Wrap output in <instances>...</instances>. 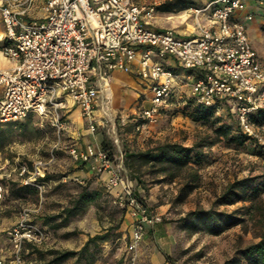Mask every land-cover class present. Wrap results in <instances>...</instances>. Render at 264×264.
<instances>
[{"label": "built area", "instance_id": "1", "mask_svg": "<svg viewBox=\"0 0 264 264\" xmlns=\"http://www.w3.org/2000/svg\"><path fill=\"white\" fill-rule=\"evenodd\" d=\"M249 0H209L188 10L195 20L192 29L179 34L150 20L156 5L134 0H43V17L26 18L34 0H0L3 32L2 50L13 61L0 68V123L17 121L36 113L48 118L58 135L66 128L64 107L68 96L80 107L88 128L98 125L95 106L100 92L109 99L110 72L134 70L146 79L150 95L147 105L132 114L136 129L157 122L162 107L174 96L179 81L190 85L195 100L204 104L230 101L240 127L264 143V123L253 113L264 105V62L253 46L245 19H252ZM264 4V0H253ZM207 23L200 19L205 13ZM173 56L186 73L179 75L162 61ZM135 63V67H133ZM106 99V102L108 101ZM121 123L128 120L121 114ZM68 151L75 161H85L96 173H105L104 185L114 201L130 217L128 248L135 250L146 228L160 223L162 213L136 195V183L122 172L123 163L111 159L107 150L93 143L84 148L71 143ZM26 166L20 167L22 175ZM0 172V210L4 176ZM35 175V174H34ZM27 182V179H23ZM40 191L43 183H36ZM37 208L22 205L17 220L7 227L10 244L0 264H24L26 242L39 244L49 230L32 220ZM1 227V214H0Z\"/></svg>", "mask_w": 264, "mask_h": 264}, {"label": "rangeland", "instance_id": "2", "mask_svg": "<svg viewBox=\"0 0 264 264\" xmlns=\"http://www.w3.org/2000/svg\"><path fill=\"white\" fill-rule=\"evenodd\" d=\"M134 1L158 5L166 0ZM208 1L185 0L192 6H201ZM207 12L200 16L203 23H207ZM150 21L156 26L172 27L179 34L189 32L195 24L192 13L181 5L172 10H157L155 18ZM245 23L251 42L260 60L264 61V4L256 3L253 18L245 19ZM162 61L171 66L178 65V60L171 55ZM185 85L178 82L171 103L154 124L138 130L132 121L133 114L124 113L128 120L122 124L121 113L117 111L93 131L101 137V142H105L115 160L123 163L124 175L133 173L140 177L142 182L137 183L136 192L144 197L147 205L162 213V221L146 228L135 250L128 248L130 217L114 201L113 192L101 184L99 175L93 171L87 173V166L72 159L68 151L71 143L82 144L89 137L85 131L88 124L70 122L68 128L58 135L49 119L36 113L14 122L0 123V172H11L4 176L9 181L31 184L25 193L15 195L9 190L5 194L1 207L4 221L12 225L22 205H28L38 209L33 212L35 218L50 232L45 241L24 245V264H44L51 257L50 249H77L87 234L104 231L109 226L114 227L109 232V239L92 248L95 253L93 264H223L237 255L239 246L259 238L258 234L264 230V150L249 143L227 144L213 131L214 121L192 120L188 111L197 101L189 86ZM166 140L184 144L205 143L196 147L200 156L196 163L200 172L199 184L185 194L180 192L181 178H171L169 174L157 172L155 167L138 161H134L132 172L131 166L126 164L125 151L144 149ZM23 165L26 170L20 175ZM43 173L48 176L38 181L36 178ZM243 176L261 181L260 199L254 208L249 207L250 200L218 204L217 198L227 184ZM36 183H43L44 189L40 191ZM85 183H89L90 188H98L101 194L88 203L84 212L55 227L60 220L58 213ZM198 207L228 211L237 208L244 221L212 234L192 218H183L188 211ZM45 217H49L47 222H44ZM5 233L6 230L0 232V246L6 245L9 253L10 244L8 238L7 242L4 239ZM74 259L68 257L57 264H73ZM239 264L249 262L241 257Z\"/></svg>", "mask_w": 264, "mask_h": 264}, {"label": "trees", "instance_id": "3", "mask_svg": "<svg viewBox=\"0 0 264 264\" xmlns=\"http://www.w3.org/2000/svg\"><path fill=\"white\" fill-rule=\"evenodd\" d=\"M178 5L184 6L185 8L192 6L187 5L185 0H166L156 5V11L172 10ZM172 98L173 96L169 99L168 104L162 107V112L168 108ZM188 115L195 121H208L210 119L214 121L213 131L218 136L222 137L227 144L242 145L244 143H249L254 146L257 145L259 150H264V143L259 142L255 137L246 133L240 127L236 115L232 110V103L230 101H218L209 105L197 102V104L191 107L188 111ZM253 119L257 123H264V105L259 106L253 113ZM202 144L205 143L184 144L179 141H157L154 145L144 149L129 152L125 151L124 155L126 164L131 166L130 170L132 172H134L132 167L134 161H138L141 164H149L155 167L157 172L169 174L171 178H181L180 192L185 194L199 184L200 172L196 163L199 162L200 156L196 147ZM101 147L108 151L111 159H115L112 156L111 151L105 146L104 141H102ZM259 152L262 153L261 151ZM77 162L84 164L85 166L88 165L85 161ZM97 174L99 175L101 184L104 185L105 176L103 173ZM46 176H48L47 173H43L42 176H38L36 179L42 181ZM129 177L135 181L136 185L139 181L142 182L140 177L135 174L133 175V173L132 175L130 173ZM1 180L5 185L4 197L9 190L10 194L16 195L25 193V191L31 187L30 183L9 181L4 177ZM260 182L261 181H256V177L251 176H243L234 179L229 182L221 192L217 198V203L232 204L240 199L250 200L249 207L254 208L255 203L260 199ZM136 189V195L147 205L143 199L144 197L139 195L136 192ZM100 194L101 191L98 188H90L89 183L81 185L78 193L72 197L69 203L62 208L60 213H58L57 216L60 217V220L55 223L54 226L56 227L66 223L70 217L84 212L88 203L94 201ZM121 210L126 213V208L121 207ZM35 216L36 213H32V220L38 222ZM189 217L202 224L203 228L212 234L221 233L225 229L244 221L243 215L238 212L237 208L228 211L224 209H215L213 207H198L188 211L186 217L183 218ZM48 218L49 217H45L44 222H47ZM113 228V226H109L104 231L87 234L86 239L77 249H50L48 252L51 254V257L44 264H57L68 257H75L73 264H82V261H84L85 264H93L95 253L92 248L98 246L100 242L108 240L110 235L109 232ZM258 236L259 238L256 241H251L243 246H239L237 255L225 260L223 264H239L241 257L246 258L249 264H264V230H262ZM26 243L33 244L31 242Z\"/></svg>", "mask_w": 264, "mask_h": 264}, {"label": "crops", "instance_id": "4", "mask_svg": "<svg viewBox=\"0 0 264 264\" xmlns=\"http://www.w3.org/2000/svg\"><path fill=\"white\" fill-rule=\"evenodd\" d=\"M42 3L43 0H34L33 8L30 10L26 18L29 19L33 17H43L45 13L42 8ZM248 5H249V9L254 11L255 2L253 0H249ZM2 32H3V24L1 23L0 20V33ZM2 43L3 40H0V68L10 67L13 65V61L3 52L1 48ZM132 66L135 67V63H133ZM171 67L174 68V70L179 75H183L184 73H186V70L183 69L179 65V63L177 66H171ZM186 85L189 86L190 88L189 84ZM110 86H111V92L109 99L106 98L102 92L99 93L97 98V103L95 106V116L98 122L97 128L105 119H108V116H110L114 112L119 111L121 114L124 113L132 114L135 110H137L138 106L148 104L149 95L151 93L149 84L146 79L138 76L134 70L126 72L120 69H116L111 71ZM3 90L4 87L2 84H0V97L3 94ZM64 98L66 101V106L64 107L63 111H64V118L66 120V128H68L70 122H76L77 124H82V125L84 123L87 124V120L82 115L79 105L74 101H72V99L68 96H64ZM106 99H108L107 102ZM85 131L89 134V137L85 139L82 144H78L75 142L76 144H78L80 148H84L87 143H93L96 146L102 145L101 137H99L97 134H94L93 131L89 130V128H87ZM87 168H88L87 173L91 174L92 173L91 167L87 165ZM103 175L106 176L105 173H103ZM0 214H1V210H0ZM17 217L18 215H15V221L17 220ZM7 222L4 221V216H2L1 214L0 232L2 230H5L9 226ZM4 239L7 242L6 233ZM5 247L6 245L0 246V249L2 250V255L5 261H7L9 253L8 250L5 249Z\"/></svg>", "mask_w": 264, "mask_h": 264}]
</instances>
